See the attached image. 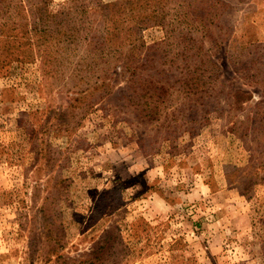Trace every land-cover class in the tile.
<instances>
[{"label":"rangeland","instance_id":"obj_1","mask_svg":"<svg viewBox=\"0 0 264 264\" xmlns=\"http://www.w3.org/2000/svg\"><path fill=\"white\" fill-rule=\"evenodd\" d=\"M0 264H264V0H0Z\"/></svg>","mask_w":264,"mask_h":264}]
</instances>
